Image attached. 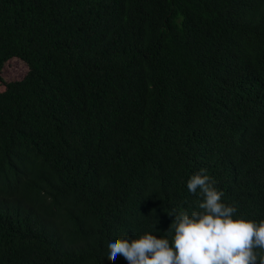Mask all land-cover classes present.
Here are the masks:
<instances>
[{"label":"trees","instance_id":"trees-1","mask_svg":"<svg viewBox=\"0 0 264 264\" xmlns=\"http://www.w3.org/2000/svg\"><path fill=\"white\" fill-rule=\"evenodd\" d=\"M200 169L264 219V0H0V264H127Z\"/></svg>","mask_w":264,"mask_h":264},{"label":"clouds","instance_id":"clouds-1","mask_svg":"<svg viewBox=\"0 0 264 264\" xmlns=\"http://www.w3.org/2000/svg\"><path fill=\"white\" fill-rule=\"evenodd\" d=\"M186 188L202 199L197 210L167 213L170 235L157 236L156 226L138 236L109 234L107 256L120 254L127 264H264V219L238 214L204 169L188 177Z\"/></svg>","mask_w":264,"mask_h":264},{"label":"rangeland","instance_id":"rangeland-1","mask_svg":"<svg viewBox=\"0 0 264 264\" xmlns=\"http://www.w3.org/2000/svg\"><path fill=\"white\" fill-rule=\"evenodd\" d=\"M27 71L24 63L18 59H11L4 67L3 77L6 81H15L23 78Z\"/></svg>","mask_w":264,"mask_h":264}]
</instances>
